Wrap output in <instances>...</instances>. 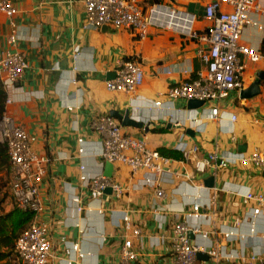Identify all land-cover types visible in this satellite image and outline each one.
I'll list each match as a JSON object with an SVG mask.
<instances>
[{"label":"crops","instance_id":"crops-1","mask_svg":"<svg viewBox=\"0 0 264 264\" xmlns=\"http://www.w3.org/2000/svg\"><path fill=\"white\" fill-rule=\"evenodd\" d=\"M10 1L16 14L10 20L0 13V51L8 48L14 23V51L26 57L28 69L6 113L36 139L34 151L50 159L40 189L43 211L37 217L49 233L48 264H120L123 243L133 238L125 228V215L142 231L141 240L133 238L137 264H172L177 251L174 230L182 223L199 227V233H190L201 254L209 257V250L218 251L216 259L200 261L260 264L252 257L264 255V216H253L256 203H247L244 195L250 191L264 197V172L241 164L239 157L264 152V80L258 78L264 63H247L244 90L256 81L261 90L252 99H243V90L233 91L227 99L190 110L186 100L166 96L171 86L194 78L201 67V44L187 35L185 26L201 34L207 23L203 16L190 14L189 6H198L195 10L200 12L199 7L213 0H138L144 7L164 5L186 14L173 21L166 16L168 25L163 26L155 20L144 39L128 30L85 29L83 0ZM259 6L264 9V0ZM250 18L253 24L244 28L241 43L264 53V10L252 12ZM127 60L144 70V84L136 96L106 88ZM189 70L192 73L186 74ZM136 97L160 102L161 107L132 104ZM213 108L220 110L217 119L211 118ZM127 111L142 127L123 131L147 140L151 149L170 159L172 174L157 187H142L141 175L111 164L112 178L129 191L122 199L112 194L93 197L80 181V169L85 167L87 177L105 176L107 166L101 157L104 137L94 123L108 116L122 125L118 116ZM181 142L189 150L196 147L197 153L186 158L176 150ZM211 155L217 158L204 172L197 171L196 162ZM195 204L201 206V217L190 220Z\"/></svg>","mask_w":264,"mask_h":264},{"label":"built area","instance_id":"built-area-1","mask_svg":"<svg viewBox=\"0 0 264 264\" xmlns=\"http://www.w3.org/2000/svg\"><path fill=\"white\" fill-rule=\"evenodd\" d=\"M259 1L213 0L205 6L203 18L207 26L203 33L193 32L186 24L187 35L201 44L197 53L201 67L195 72L194 78L186 79L168 89L166 96L170 100L181 99L187 102L196 100L206 104L227 99L233 91L244 90L243 75L247 69V63H264V53L241 43L244 28L253 24L250 14L264 10L259 6ZM83 3L86 14L85 29L100 30L106 27L114 30H128L140 39L148 37L155 20L163 26V24L168 25L166 16L173 21L179 15L181 17L186 15L164 5L144 7L138 0H83ZM0 13L10 20L14 18L16 10L10 0H0ZM12 27V33L7 41L8 48L0 51V79L7 94L6 108L13 104L14 93L21 90L16 88V85L28 69L26 57L14 51L18 36L14 23ZM190 73L192 70L186 72V74ZM144 78V70L139 63L132 60L123 61L115 72V78L106 82V88L110 92L136 96L144 84ZM137 102L149 104L155 108L161 107L160 102H147L139 97L132 100V104L136 105ZM219 116V108H213L211 118L217 119ZM233 120L235 121L236 118L233 117ZM94 128L104 137L101 149L104 162L123 165L129 169L132 176L141 175L142 187H157L170 179L172 174L169 169L170 159L151 149L147 140L126 134L122 125L108 116L95 121ZM35 142L36 139L30 136L22 126L17 125L5 112L0 119V145L7 148L10 159V194L17 209L34 215L33 221L16 242L15 262L17 264H48L51 259L48 229L37 221L38 215L43 211L41 183L47 173L50 159L34 151ZM79 142L83 143L82 140ZM176 150L186 158L198 151L196 147L189 150L183 142L176 146ZM80 152L83 150L80 149ZM216 158L211 155L208 160L197 161L196 170L204 172ZM239 162L264 172V152L262 151L242 155L239 157ZM80 170L82 171L80 181L86 185L93 197L102 198L106 190L110 189L114 197L122 199L130 189L114 178L103 175L87 177L83 174L85 171L83 166ZM158 195L163 197L164 193L158 191ZM244 199L247 203L252 201L256 203L253 216H264L263 196L248 191ZM75 202L78 203L79 200L76 199ZM78 210L81 211V208ZM200 210L201 206L195 204L188 218L199 220ZM123 222L125 228L132 232L133 238L141 240L142 231L132 224L130 217L125 215ZM190 232L199 233L200 229L189 223L179 224L175 228L173 243L177 251L172 264H206L198 260V254L203 251L201 247L192 243L189 237ZM203 237L206 238L207 233H203ZM133 238L130 237L124 241L120 251V264H137L139 254L134 248ZM208 255L216 259L217 249L209 250ZM255 259H258L260 264H264V255L252 257V260Z\"/></svg>","mask_w":264,"mask_h":264},{"label":"trees","instance_id":"trees-1","mask_svg":"<svg viewBox=\"0 0 264 264\" xmlns=\"http://www.w3.org/2000/svg\"><path fill=\"white\" fill-rule=\"evenodd\" d=\"M6 100L7 94L0 79V119L6 112ZM3 172L10 175L11 165L7 148L0 145V174ZM1 193L2 191H0ZM3 202L4 200L2 199L0 201V264H13L16 242L33 221L34 215L28 211H21L15 206L11 211L4 212Z\"/></svg>","mask_w":264,"mask_h":264},{"label":"water","instance_id":"water-1","mask_svg":"<svg viewBox=\"0 0 264 264\" xmlns=\"http://www.w3.org/2000/svg\"><path fill=\"white\" fill-rule=\"evenodd\" d=\"M198 6L191 4L189 6L188 12L190 14H194L197 16H204L205 15V8H201L199 7V11L197 10ZM115 77V75H114ZM113 77V78H114ZM258 78L260 80H264V72H261L258 74ZM261 90H260V84L259 81L254 82L248 89H245L242 91L241 96L243 97V99H252L256 96H258L260 94ZM205 105L204 102H200V101H189L187 104L188 109L190 110H198L200 108H202ZM118 119H120V121L122 122V127H142L141 124H138L135 120L132 119V115L130 111H127L124 117L118 116ZM112 171H113V166L109 163H107L106 166V177L108 178H112ZM112 191L110 189L106 190L105 195H111ZM189 237L190 239L192 238L191 233H189ZM198 260H206L209 261V257L203 254H198Z\"/></svg>","mask_w":264,"mask_h":264},{"label":"rangeland","instance_id":"rangeland-1","mask_svg":"<svg viewBox=\"0 0 264 264\" xmlns=\"http://www.w3.org/2000/svg\"><path fill=\"white\" fill-rule=\"evenodd\" d=\"M10 180H11V174L7 175L6 172H3L0 174V191L2 193L0 194V201L3 199V211L9 212L12 210V207H14V202L10 194ZM4 196V198H3ZM15 259V257H13ZM13 264H17L14 260Z\"/></svg>","mask_w":264,"mask_h":264}]
</instances>
